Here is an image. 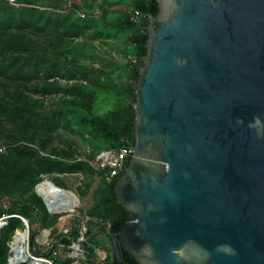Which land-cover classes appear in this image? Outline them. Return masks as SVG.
I'll return each instance as SVG.
<instances>
[{
  "label": "water",
  "instance_id": "obj_1",
  "mask_svg": "<svg viewBox=\"0 0 264 264\" xmlns=\"http://www.w3.org/2000/svg\"><path fill=\"white\" fill-rule=\"evenodd\" d=\"M155 1L114 188L128 223L92 264H126L122 248L138 264H264V0ZM43 183L47 212H68L62 195L50 209Z\"/></svg>",
  "mask_w": 264,
  "mask_h": 264
},
{
  "label": "trees",
  "instance_id": "obj_2",
  "mask_svg": "<svg viewBox=\"0 0 264 264\" xmlns=\"http://www.w3.org/2000/svg\"><path fill=\"white\" fill-rule=\"evenodd\" d=\"M64 1L0 0V148H5L0 153V219L8 217L0 229V264H7L9 243L15 231L22 230L17 216L28 222L32 255L53 258L54 247L44 253L35 241L36 225L54 231L61 217L50 215L35 193L45 176L64 190L62 176L84 177L76 188L80 198L89 195L96 177L100 179L92 205L83 211L84 223L76 221L71 232L57 236L58 244L67 248L85 228L86 259L81 264H92L96 250L109 260L110 236L128 223L114 196L124 170L107 181L90 162L103 151L134 146L135 85L146 55L145 29L158 12L157 2L130 0L129 12L109 19L121 0H83L90 11L84 17L78 5L67 7ZM134 11L141 16L139 23L130 20ZM102 103L111 108L100 115L96 107ZM56 139L60 145H54ZM54 185L44 183L40 190L51 193ZM121 252L124 263L138 264L123 248Z\"/></svg>",
  "mask_w": 264,
  "mask_h": 264
},
{
  "label": "rangeland",
  "instance_id": "obj_3",
  "mask_svg": "<svg viewBox=\"0 0 264 264\" xmlns=\"http://www.w3.org/2000/svg\"><path fill=\"white\" fill-rule=\"evenodd\" d=\"M121 2H122L121 7L114 8V11H112L109 15V19L118 18L121 15L122 11L129 12L128 6H129L130 0H121ZM64 3L67 7L68 6L70 7L71 4H73V5L76 4L80 7V10H81L78 13L84 12L85 15L90 14V11L85 6L82 5L83 0H65ZM93 14L96 16H99L100 11L94 10ZM89 17H91V15H89L87 18H89ZM112 32L115 33L114 30H112ZM129 33H130V31H128V33L127 32H124V33L120 32L119 36L123 37ZM126 49L128 50L129 54L133 53V49H132L131 45L127 44ZM109 51H108L109 53H112V49H109ZM114 57L116 59L120 60L119 55L114 54ZM132 61H134V59ZM110 108H111V104L106 105L105 103H102L96 107V109H97L96 111L98 114L103 115ZM62 137L67 138V136H62ZM54 145H60L59 139H56L54 141ZM81 148L86 149V147L83 145ZM61 180L66 184L67 189H65V191L72 193V195H74L78 200L77 205L74 207V211L69 210L68 212H66L64 214H60L61 217L59 218V224L55 227L54 231H51L50 229L46 230V232L50 233L49 240H47V241H42L41 229H39L38 226H36L35 229L37 230L36 239L38 240L36 243L39 245L40 249L45 253L48 251V249H51V248L53 249V247H54L53 256H55L58 259L64 260L67 257V255H69L70 251L68 250V248H65L63 245L58 244L57 236L60 232H63V233H64V231H67L66 233L71 232L74 228L77 227L75 225L76 221H80V224H81V221L84 223L85 218L83 217V211H85L88 207H90L92 205V203H93L92 193L96 189L97 185H99L100 179H99V177H96L94 179V183L92 184V187H91V192L89 193V195H87L84 198H80L78 196V194L76 193L77 186H79L80 183H83L86 181L84 177H81L80 175H66V176H62ZM45 181H51L50 177H48V176L43 177L42 182H45ZM83 228L84 227H81V231L83 230ZM18 231H22V230H18ZM93 233L97 234V229H93ZM44 242H46V243H44ZM28 253L30 255H32V253L29 251V246H28ZM95 254L98 255V257L105 256V253L102 250H96ZM81 261L79 260L78 264H81ZM26 264H28V263H26Z\"/></svg>",
  "mask_w": 264,
  "mask_h": 264
},
{
  "label": "built area",
  "instance_id": "obj_4",
  "mask_svg": "<svg viewBox=\"0 0 264 264\" xmlns=\"http://www.w3.org/2000/svg\"><path fill=\"white\" fill-rule=\"evenodd\" d=\"M79 15L81 17H84V12H80ZM130 20L134 23H139L141 16L138 12L134 11L130 14ZM5 151L4 147L0 148V153H3ZM128 157H132V150L128 149L126 147H122L118 150H109V151H103L101 152L93 161H91V165L94 167V169L98 172L102 173V176L107 180L110 181L113 177L120 174L121 171L126 169L125 161ZM77 204H75L72 207V211H74V207ZM20 220L25 221L24 218L17 216ZM8 217H3L0 219V223H4L5 219ZM67 231H64L66 233ZM84 232L85 228L80 232V237L73 242L68 248L69 255H67L66 258H72L75 259L76 262H73L71 264H78V261L85 260L86 259V250L83 247L84 242ZM28 246V241H27ZM65 258V259H66ZM100 259L103 258V256L99 257ZM33 263L32 264H64L62 262H56V257L53 256V258H45V257H34L33 256Z\"/></svg>",
  "mask_w": 264,
  "mask_h": 264
},
{
  "label": "bare ground",
  "instance_id": "obj_5",
  "mask_svg": "<svg viewBox=\"0 0 264 264\" xmlns=\"http://www.w3.org/2000/svg\"><path fill=\"white\" fill-rule=\"evenodd\" d=\"M46 183V182H44ZM43 183V184H44ZM42 184V185H43ZM42 185L39 186L38 190L39 192L46 197L47 201L52 200L53 204L50 205V209L56 211L57 210V206L59 205L60 202H63L64 200L58 201V198L60 195H62L63 197L67 198V200L69 201L70 205L69 206H61L60 209L61 210H65V211H69L71 210V208L77 204V198H75L72 193L69 192H57L56 190H54L51 193H45L43 191L40 190V188L42 187ZM71 198H70V197ZM24 239H25V235L21 234V231H18V234L15 236L14 241L12 243V250H13V254L12 257L10 258V262L11 264H20L23 260L22 257H20V250L23 249L24 247ZM28 254V253H27Z\"/></svg>",
  "mask_w": 264,
  "mask_h": 264
},
{
  "label": "crops",
  "instance_id": "obj_6",
  "mask_svg": "<svg viewBox=\"0 0 264 264\" xmlns=\"http://www.w3.org/2000/svg\"><path fill=\"white\" fill-rule=\"evenodd\" d=\"M66 176V175H65ZM74 196V195H73ZM70 197V196H69ZM75 197V196H74ZM71 198V197H70ZM76 198V197H75ZM5 204H7L6 203V201H5ZM59 224V220H58V223L56 224V226ZM37 226V225H36ZM55 226V227H56ZM54 227V228H55ZM39 228V227H38ZM39 229H41V228H39ZM51 230V229H50ZM37 231V230H36ZM41 233H42V241H47V240H49V236H50V233H48V232H46V230L45 229H41ZM35 241L37 242L38 240L37 239H35ZM44 243H46V242H44ZM38 245V244H37ZM39 246V245H38Z\"/></svg>",
  "mask_w": 264,
  "mask_h": 264
},
{
  "label": "flooded vegetation",
  "instance_id": "obj_7",
  "mask_svg": "<svg viewBox=\"0 0 264 264\" xmlns=\"http://www.w3.org/2000/svg\"><path fill=\"white\" fill-rule=\"evenodd\" d=\"M109 261V260H108Z\"/></svg>",
  "mask_w": 264,
  "mask_h": 264
}]
</instances>
